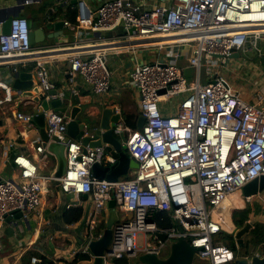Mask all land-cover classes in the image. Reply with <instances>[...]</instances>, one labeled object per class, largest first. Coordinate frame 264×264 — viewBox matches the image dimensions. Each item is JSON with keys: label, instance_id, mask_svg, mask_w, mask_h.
Instances as JSON below:
<instances>
[{"label": "built area", "instance_id": "built-area-1", "mask_svg": "<svg viewBox=\"0 0 264 264\" xmlns=\"http://www.w3.org/2000/svg\"><path fill=\"white\" fill-rule=\"evenodd\" d=\"M169 1L141 7L134 0H101L93 8L85 0H76V30L88 28L103 33L123 28L129 38L148 40L158 47L189 46L186 68L193 77L188 79L173 62L135 64L126 86L136 89L139 115L145 121L141 130H132L122 122L114 128L115 134L126 132V151L138 164L134 173L114 182L92 177L90 168L94 162L114 160L102 148L83 146L81 137L67 145V170L57 186L66 194L88 195L91 208L85 226L90 239L114 195L119 221L104 254L106 264L123 257L137 264L140 254L165 258L171 243L180 236L199 249L191 264H234L237 254L215 238L223 232L234 234L237 227L232 223V214L240 206L235 193L264 176V106L257 103L264 95L257 93L256 100H244L212 68L218 57L226 62L234 53L251 49L260 54L264 0ZM64 25L69 23L64 21ZM29 32L27 18H12L9 33L0 35V64L21 61L25 55L40 50L29 43ZM107 56V51L97 49L69 58L70 74L79 76L93 95L109 91ZM203 65L209 77L206 82L200 81ZM35 69L36 86L47 102L44 116L48 139L62 141L68 115L55 111L50 101L62 98L63 93H49L55 89L44 61L38 59ZM9 70L5 73L8 77L18 69L13 66ZM0 91L3 107L13 96L3 81ZM76 93L71 88L69 97ZM175 97L178 99L170 102ZM15 118L32 125L29 113L17 111ZM32 142L34 151L43 156L45 149L40 139ZM11 146L3 144V156ZM78 154L80 161L74 160ZM12 163L16 176L0 180V233L8 215L21 212L27 219L36 211L48 182L55 180L40 176L37 165L23 154H15ZM120 214L126 215L121 218ZM157 218L171 225L160 226ZM158 233L165 235L164 241ZM0 264H6L2 255ZM34 264L41 262L34 260Z\"/></svg>", "mask_w": 264, "mask_h": 264}, {"label": "crops", "instance_id": "crops-1", "mask_svg": "<svg viewBox=\"0 0 264 264\" xmlns=\"http://www.w3.org/2000/svg\"><path fill=\"white\" fill-rule=\"evenodd\" d=\"M41 1L36 0L25 4L19 15L32 20L35 28L43 29L44 41L33 44L34 47L40 50L36 53L25 55L21 61L13 59L12 62L14 63L0 64V81L5 82L7 85L10 86V76L8 77L5 73L10 71L9 69L13 66L17 67L18 70L31 73L33 80L38 79L35 66L36 61L41 59L48 66L49 81L57 92L67 94L69 97L70 89H76L77 93L75 96H77L82 107V112L78 118L85 121L91 119L96 121L100 118L102 109L105 106H116L123 117L125 114L139 116L138 93L136 89L126 86L128 75L137 63L154 60L173 62L180 67L184 76L188 79L193 77L191 70L186 68L190 55L189 46L168 45L158 47L155 44H151L148 40L143 41L135 37L129 38L123 28L103 33L93 32L88 28L76 30L64 16L65 11L69 7H71L70 9H76V5L72 4V1L75 0H53L48 5L41 4ZM85 1L88 5L95 8L101 0ZM134 1L139 3L141 7L162 5L170 2L169 0ZM16 3V0H0V7L12 6L16 5ZM34 4L35 9L32 8ZM42 5L45 8L43 12H40ZM29 11L34 12V17L30 16ZM47 13L52 15L51 20L46 19ZM56 19L67 21L69 26L64 25L62 30H55L53 25ZM128 32L132 34L133 31L129 30ZM263 44L264 38L258 45L260 54L257 53L253 57L248 54L249 58L245 63L247 64V69L252 73H262L253 59L259 58V62H261V58L264 56ZM97 49L107 51V66L111 73L109 91L101 95H93L80 77L71 75L69 71V58L71 56ZM174 55L177 57L174 58ZM15 62H18V64ZM226 70L227 73H231L229 66ZM208 78V74L205 71L203 82L208 81ZM226 79L244 100H256L255 96L257 93L264 95V76L263 79L257 78L256 81L251 82L253 84L250 83V86L242 88L233 77L230 76V78ZM11 93L13 100L0 107V118L6 120V125L8 126V133L2 141V145L6 143L12 144L6 156L1 153L3 146L0 150V177L11 178L16 176L17 169L12 163V158L15 154L27 156L37 165V171L40 176L49 177L55 161L45 152L43 156H40L34 151L35 144L32 141L39 138L38 128L33 123L32 125H26L15 118V112L17 111L32 115L37 105L32 100L30 101L28 97L22 96L20 91H11ZM0 94H2L1 91ZM25 101L26 103L24 104L23 102ZM257 103L260 106H264V99L257 101ZM122 124L126 127L128 126L124 120ZM128 127L132 129L130 126ZM122 133L119 135L125 140L126 132ZM261 193H264V191L250 197V201L257 196H262ZM74 206L83 208V217L77 222L67 224L64 222L63 212L68 207ZM90 208L91 200L88 196L84 199L82 195L66 194L59 189L55 182L49 181L46 191L42 195L41 205L36 211L31 212L27 219L12 217L4 221L0 233V255L5 257L6 264H23L22 257L26 256L29 251L45 253L55 264H63V260H71L76 253L85 252L87 243L90 241L85 226V219ZM251 216L252 213L248 212L247 221L251 220ZM252 226L254 225L252 224ZM87 262L83 261L80 264H87Z\"/></svg>", "mask_w": 264, "mask_h": 264}, {"label": "water", "instance_id": "water-1", "mask_svg": "<svg viewBox=\"0 0 264 264\" xmlns=\"http://www.w3.org/2000/svg\"><path fill=\"white\" fill-rule=\"evenodd\" d=\"M16 1V5L0 7V35L8 34L12 18L19 15L20 10L25 4L36 0ZM72 4H76V0L72 1ZM27 23L30 29L28 36L29 43L33 45L43 42L45 36L43 29L35 28L30 19H27ZM63 26L64 20L62 19H56L53 25L55 30H62ZM256 53L255 49L248 51V54L252 57ZM238 54L234 53L232 57H238ZM261 62L264 64V56L261 58ZM9 79L11 91H20L22 96L30 98L37 105L32 113V123L38 128V136L41 144L44 146L45 153L55 161L51 172V177L55 179V184H59V179L65 175L67 170L66 148L68 143L81 137L83 146L91 149L102 148L114 160L112 163L94 162L91 165L90 171L92 177L95 179L114 182L120 178H126L132 171H135L138 164L127 153L125 140L119 134L114 133L116 125L123 122V116L116 106L103 107L101 116L96 121L93 119L88 121L80 120L78 116L82 112V107L79 104L77 96L74 95L72 98L63 93L62 98L52 99L50 105L55 111L67 113L66 137L62 141L50 140L48 139V126L44 116L47 102L36 86L38 79L33 80L31 73L21 70L13 72ZM49 93L54 95L56 94V90H51ZM144 121V117L140 115L137 117V130H141ZM7 133L8 126L6 125V120L0 118V150L2 148V141ZM80 159L81 155L74 156V160L80 161ZM263 190L264 176H261L245 184L240 191L244 198H250L258 195ZM87 196V194H82L84 199ZM107 209V213L103 217L104 224L101 233L96 238L90 239L85 248V252L90 255V264H106L104 254L108 251L113 227L119 221L114 195L108 201ZM22 216L21 212H15L8 215L5 221L12 217L21 219ZM175 224L178 225V222H175ZM251 228L252 223L246 221L241 227H237L233 234L235 246L238 250L234 264H264V245L245 246V239ZM179 229L182 231L181 228ZM157 235L162 241L165 240L164 234L158 233ZM198 250L184 236H180L171 243L169 253L165 258H158L150 254H140L137 257V264H191Z\"/></svg>", "mask_w": 264, "mask_h": 264}, {"label": "trees", "instance_id": "trees-1", "mask_svg": "<svg viewBox=\"0 0 264 264\" xmlns=\"http://www.w3.org/2000/svg\"><path fill=\"white\" fill-rule=\"evenodd\" d=\"M44 8H45V6L42 5L40 8V12H43ZM70 8L71 7H69L65 11L64 16H65V18H67L71 22V24L73 26H75L77 24V20H76L77 11H76V9H73V8L70 9ZM29 12H30V16L34 17V12L33 11H29ZM46 19L51 20L52 15L47 13ZM137 117L138 116H136V115H132V114L126 115L125 114V116L123 117V120L133 130H137ZM133 173H134V171H132L128 176L131 177ZM245 208H246L245 205H240L238 207V209L233 212L232 223L234 226L241 227L248 220V212L249 211H246L247 209L245 210ZM156 215L158 216V215H160V213H157ZM82 217H83V208L80 206L68 207L63 212V219H64V222L67 224L77 222ZM157 220L159 222L158 218H157ZM103 224H104V221L102 220L97 225V228H96L95 232L93 233L94 238H96L101 233V231L103 229ZM159 225L160 226L161 225L170 226L171 224L168 221H162V222H159ZM229 238H232V235H230V234L226 235L225 239H229ZM215 241H221V240L218 238H215ZM245 244H246L245 245L246 247H249L251 245H253V246L264 245V228L262 227V225L252 226L248 235L246 236ZM231 248L234 251V253L237 254L236 246H233ZM34 260H39L41 262V264H55V262L53 260L49 259L48 255L45 253L41 254V253H38L35 251H29L26 256L22 257L23 264H34ZM89 260H90V255L87 252H80V253H76L75 256L69 261L63 260V262H64L63 264H80L83 261H89ZM128 263L130 264L131 260L128 258L126 259V257L116 259L114 261V264H128Z\"/></svg>", "mask_w": 264, "mask_h": 264}, {"label": "rangeland", "instance_id": "rangeland-1", "mask_svg": "<svg viewBox=\"0 0 264 264\" xmlns=\"http://www.w3.org/2000/svg\"><path fill=\"white\" fill-rule=\"evenodd\" d=\"M50 2H53V0H42L41 4L48 5ZM47 7V6H46ZM32 8L35 9V4L32 5ZM264 46V44H263ZM248 54L247 52L240 51L238 54V57H231L226 63L224 59L218 57L216 58L217 65H215L212 70L216 72L219 75L224 76L225 78H230L233 77L234 80H236L239 84V86L242 87H248L250 86L252 81H256L257 78L263 79L264 76V65L259 62V58H254V62L259 66L260 71L262 72L261 74L257 72H251L250 70L247 69V64L245 63L248 59ZM220 62V63H219ZM219 66V67H218ZM229 66V69H231V73H227V67ZM201 76H200V81L203 82L204 74H205V66L201 67ZM188 76V75H187ZM251 83V84H250ZM178 98H171L170 102L176 101ZM264 191V190H263ZM262 196H257L254 199H252L250 202H245L244 197L241 193V191H238L235 193V197L237 202L240 203V205H245V210L249 211L252 213L251 220L250 222L253 225H262L264 228V193H261ZM248 203V204H247ZM126 214H120L121 218H124ZM226 235L228 233L223 232L222 234H219L216 236V238L220 239L221 242L224 244L228 245L230 248L235 246V242L232 238L225 239ZM232 249V248H231ZM169 253V250H167L165 256H167Z\"/></svg>", "mask_w": 264, "mask_h": 264}, {"label": "bare ground", "instance_id": "bare-ground-1", "mask_svg": "<svg viewBox=\"0 0 264 264\" xmlns=\"http://www.w3.org/2000/svg\"><path fill=\"white\" fill-rule=\"evenodd\" d=\"M34 25V24H33ZM259 47V46H258ZM42 48V47H41ZM257 54V53H256ZM220 63V62H219ZM203 67V66H202ZM219 67V66H218ZM75 78V77H74ZM209 79V78H208ZM206 82V81H205ZM63 90V89H62ZM31 100V99H30ZM128 127V126H127ZM31 128V127H30ZM37 130V129H36ZM121 136V135H120ZM122 136H123V133H122ZM125 137H126V135H125ZM3 146V145H2ZM234 242V241H233ZM246 245V244H245ZM77 251H79V250H77ZM167 252V251H166ZM78 253H80V252H78ZM127 259V258H126ZM129 264V263H128Z\"/></svg>", "mask_w": 264, "mask_h": 264}]
</instances>
